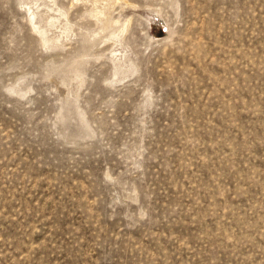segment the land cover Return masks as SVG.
I'll return each instance as SVG.
<instances>
[{"label": "rangeland", "instance_id": "rangeland-1", "mask_svg": "<svg viewBox=\"0 0 264 264\" xmlns=\"http://www.w3.org/2000/svg\"><path fill=\"white\" fill-rule=\"evenodd\" d=\"M0 264H264V0H0Z\"/></svg>", "mask_w": 264, "mask_h": 264}, {"label": "bare ground", "instance_id": "bare-ground-1", "mask_svg": "<svg viewBox=\"0 0 264 264\" xmlns=\"http://www.w3.org/2000/svg\"><path fill=\"white\" fill-rule=\"evenodd\" d=\"M95 13H96V12H95ZM96 14H97V13H96ZM96 14H95V16H98L99 13H98L97 15H96ZM101 28H102V27H101Z\"/></svg>", "mask_w": 264, "mask_h": 264}]
</instances>
